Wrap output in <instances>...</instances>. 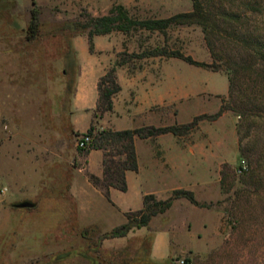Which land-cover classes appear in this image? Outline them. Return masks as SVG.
Returning <instances> with one entry per match:
<instances>
[{"label":"rangeland","instance_id":"1","mask_svg":"<svg viewBox=\"0 0 264 264\" xmlns=\"http://www.w3.org/2000/svg\"><path fill=\"white\" fill-rule=\"evenodd\" d=\"M120 4L139 19L168 18L192 10L191 0H0V264H148L153 232L147 229L135 231L137 235L128 241L130 253L139 248L136 257L115 251L109 256L101 247L104 233L126 223V214L110 201L137 212L143 206L142 194L166 200L177 189L193 191L200 203L211 207L179 198L167 212L152 218V229H165L173 238L168 252L176 257L169 264L181 260L185 264H264V115L247 119L230 109L224 71L176 58L123 55L167 46L211 64L214 59L199 26L172 27L167 35L114 32L108 35L110 40L99 37L104 50L115 45V60L121 55L130 60L131 69L153 68L157 88L165 77L164 87L172 99L165 117L156 105V115L142 117L141 122L119 119V129H133L139 123L186 126L198 116L217 114L222 106L226 111L216 120L196 121L180 136L161 139L164 146L179 145L185 151L184 167H157L153 144L139 141L141 169L129 174L128 192L115 190L108 198L85 185L91 174L85 168L88 150L78 142L87 133L81 129L90 119L82 117L79 123L73 119L82 69L79 54L91 64L106 54L100 55L97 47L91 54L88 30L77 25L86 23L88 15H107ZM34 7L40 10V32L30 40ZM79 39L83 42L76 45ZM93 125L102 130L98 120ZM99 161L97 154L92 155V172L100 171ZM243 162L249 172L242 169ZM259 166L260 183L249 185V174ZM75 181L80 182L79 199L73 192ZM26 201L34 207L20 208Z\"/></svg>","mask_w":264,"mask_h":264},{"label":"trees","instance_id":"2","mask_svg":"<svg viewBox=\"0 0 264 264\" xmlns=\"http://www.w3.org/2000/svg\"><path fill=\"white\" fill-rule=\"evenodd\" d=\"M191 1V11L178 13L168 18L139 19L133 16L124 5H115L107 15L101 17L88 15V21L77 26L83 31L88 30L91 53L95 52V36L109 35L114 32H121L127 36L144 32L167 35L172 27L199 26L205 34L206 43L214 59L211 64L197 61L181 50L170 49L167 46L150 47L140 54L132 53L130 56L125 52L123 55L135 59L176 58L196 67L212 69L214 72L224 71L229 80L230 109L247 119L264 115V0ZM39 32L40 10L34 7L31 11L28 39L36 38ZM129 64L128 58L122 59L119 55L100 79L97 117L113 111V99L121 91L117 81V70ZM225 111L226 108L222 106L217 114L198 116L193 123L186 126H151L115 131L97 130L92 125L87 131V134L93 137L88 151L101 150L104 153V159L103 176L90 174V182L108 198L112 188L127 192V172L139 169L136 137L148 139L168 133L180 136L185 129L194 127L196 121L205 118L216 120ZM242 152L246 155L245 151ZM249 157L252 156L249 155ZM260 167H255L249 174V185L257 187L256 183H260L263 173ZM249 171L250 168L247 172ZM225 179L226 174L223 173V185ZM179 198H186L197 207H211L210 204L200 203L191 190H174L173 195L166 200H158L154 194H148L144 197V208L127 213V222L104 233L100 242L105 239L126 237L133 230L148 227L152 218L167 212Z\"/></svg>","mask_w":264,"mask_h":264},{"label":"crops","instance_id":"3","mask_svg":"<svg viewBox=\"0 0 264 264\" xmlns=\"http://www.w3.org/2000/svg\"><path fill=\"white\" fill-rule=\"evenodd\" d=\"M110 35V34H109ZM105 36L107 39L110 40V36L108 35H99L94 40V44L97 47V51H102V57H99L98 63H88L82 59L81 54H79V59L82 62V69L78 77V83L75 90L74 95V108H73V119L76 123H79V120L82 117L88 116L90 119V124L85 128L81 129V132H86L88 129L93 125V121H97L101 129H111L115 131L119 130H126V129H119L117 127V121L119 119L128 118L130 120L139 121L141 122L142 117H146L148 115H156V111L154 107L159 105L162 109L160 111L163 113V117H165L166 110L169 111V107L171 105V95L170 92L167 95L166 88L164 87L166 80L163 77V80H160L159 86L157 88V81L156 75L154 70L149 67L145 69H138L133 70L128 65L118 68L117 70V81L121 86V91L115 95L113 99L114 109L111 112H106L102 117H97V106L99 102V90L98 84L100 79L107 73L109 68L111 67L114 59L113 50H104L102 47L99 46L98 40L99 37ZM83 42L82 40H76V45ZM90 52V50H88ZM91 53V52H90ZM91 54H95L91 53ZM162 85L164 89H162ZM229 90V87H228ZM227 91H224V93ZM161 115V114H160ZM145 123H139L133 129H138L144 127ZM152 126V125H151ZM167 125H159L154 127H166ZM172 135V136H171ZM166 137H175L173 134H162L156 137L148 138V139H141L140 137L135 138V145L137 150V144L139 141H147L153 144L154 153H153V162L157 167H162L164 169H176L182 168L186 165V158L182 156V153L185 151L179 145H170L166 144V146L161 143V139ZM171 139V138H170ZM169 139V141H170ZM168 141V142H169ZM156 144L159 146V150H156ZM160 153V156H158ZM97 154L100 158L98 163L100 171L94 173L90 170V162L92 155ZM138 155V153H137ZM85 168L86 170L94 174L98 177L103 176V159L104 153L101 150H94L91 149L90 151L86 152L85 155ZM139 165V161H138ZM141 167L139 166L138 171H128L127 172V181L129 179V174L131 172L138 173L140 172ZM90 188L97 189L90 180L86 181ZM79 181L74 182L73 192L75 196L79 199L78 190H79ZM186 189V188H185ZM117 189H111V195ZM129 190V186H128ZM100 191V190H99ZM119 191V190H118ZM122 192V191H121ZM128 192V191H127ZM126 193V192H124ZM148 194L153 193H144L142 194L143 206L138 209L140 211L144 208V197ZM158 200L156 194H154ZM80 201V200H79ZM110 201V200H109ZM112 206L115 207L117 210L122 212L124 215L135 211L131 208L124 209L122 208L117 202L110 201ZM81 212V209H80ZM126 222L127 217L125 215ZM125 224V223H124ZM144 229L153 232V238L151 241V246L149 248V255H148V264H169V260L172 257H176V255H171L172 246L174 245L173 238L168 234V232L164 231L165 229H152L149 225L148 227H144L142 229H136L131 231L128 236L122 238H113V239H105L101 247L107 250L108 255L111 256L112 253L115 251L117 255L128 254L130 257H135L139 254V248L134 249L132 253H130V245L128 244L129 239L135 237L137 233H142ZM113 230V229H112ZM110 232V231H109ZM194 237L200 239V235L196 234ZM189 254H193V250L190 248L188 250ZM186 253V251H184ZM182 253V254H184ZM190 255V256H191Z\"/></svg>","mask_w":264,"mask_h":264},{"label":"built area","instance_id":"4","mask_svg":"<svg viewBox=\"0 0 264 264\" xmlns=\"http://www.w3.org/2000/svg\"><path fill=\"white\" fill-rule=\"evenodd\" d=\"M93 137L90 136L89 134H83L82 136L79 137V142L78 146L83 149V150H89L91 145H92ZM242 169L247 170L248 166L246 162H243L242 164ZM180 264H185V260L178 261Z\"/></svg>","mask_w":264,"mask_h":264},{"label":"water","instance_id":"5","mask_svg":"<svg viewBox=\"0 0 264 264\" xmlns=\"http://www.w3.org/2000/svg\"><path fill=\"white\" fill-rule=\"evenodd\" d=\"M19 207L20 208H33L34 204L32 202L26 201V202L19 204Z\"/></svg>","mask_w":264,"mask_h":264}]
</instances>
